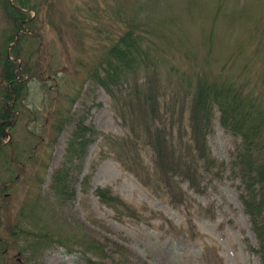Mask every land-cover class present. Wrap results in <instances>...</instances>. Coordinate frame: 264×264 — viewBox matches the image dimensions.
Masks as SVG:
<instances>
[{
    "label": "rangeland",
    "instance_id": "1",
    "mask_svg": "<svg viewBox=\"0 0 264 264\" xmlns=\"http://www.w3.org/2000/svg\"><path fill=\"white\" fill-rule=\"evenodd\" d=\"M33 1L34 8L25 10L35 23L24 28L29 36L20 44L23 55L11 56L20 62L14 73L23 76L26 88L18 103H7L15 104L17 122L2 137L8 147L0 158V189L5 190L0 238L7 239L8 244L2 242L9 250L0 264H73L72 248L108 264H261L251 251L257 242L240 199L242 184L231 172L240 137L223 128L215 108L206 144L216 163L207 168L202 160L195 162L197 190L174 176L184 196L172 201L154 181V151L140 134L132 93L146 81L154 84L159 112L149 125L164 131L184 155L192 145L188 105L197 78L231 80L264 109V0ZM124 14H139L146 30L154 29L143 33V44L150 46L148 58L155 65L139 68L109 91L90 73L102 72ZM10 33L0 8V51ZM25 65L30 76L21 72ZM82 118L95 132L87 134V146L73 159L74 193L63 200L51 188L52 175L63 165L74 124ZM111 140L136 157L141 178L119 160L121 148ZM14 153L23 163L18 173L19 166L9 164ZM96 187L110 188L143 218L102 203ZM28 201L64 244L55 240L42 250L30 249L38 230L32 218L20 216ZM98 245L100 252L94 250Z\"/></svg>",
    "mask_w": 264,
    "mask_h": 264
},
{
    "label": "trees",
    "instance_id": "2",
    "mask_svg": "<svg viewBox=\"0 0 264 264\" xmlns=\"http://www.w3.org/2000/svg\"><path fill=\"white\" fill-rule=\"evenodd\" d=\"M32 1L0 0V8L2 13L9 19L11 29L10 35H5V42L0 51L2 81L4 82L2 87H0V158L8 147V143L2 137L5 135V129L9 128L12 131L16 125L15 104L22 98L26 88L23 76L18 78L14 73L20 62L14 61L13 58L11 59L7 49L9 44L15 40V34L17 33L18 39L11 48L10 56L16 58L15 52L18 55H23L20 44L29 36L28 30H24V28H30L35 23V18L33 19L32 15L26 12L34 8L30 4ZM120 17H122L120 20L123 23V29L104 54L102 72L95 69L90 73V77L97 84L109 91H112V85L120 84L123 79L134 74L139 68L149 67L154 69L152 64L155 65L148 58L150 46H144L143 44V33H152L154 29H152V32L146 30V23L139 14H124L120 15ZM21 72L23 75L30 76L26 65L21 68ZM149 82L147 84L148 82L146 81L141 90L136 88L132 93V97L136 100L137 111L140 113V134L143 133L147 137L154 151V174L156 178L154 181L157 185L163 184L165 192L169 194L172 201L180 200L179 198L184 196V193L174 181V176L177 174L187 180L192 188L198 189L195 162L202 160L207 168L214 167L216 163L215 159L209 154L206 145V135L210 129L214 109L217 108L223 128L241 139L233 154L231 172L234 176L239 177L241 181L242 192L240 199L244 211L249 217L251 229L257 239V247H251V250L259 256L261 264H264V109L250 94L244 93L240 85L231 80H211L206 76L197 78V83L188 105L192 145L187 149L190 156L184 155L176 150L164 131L157 128L153 129L149 125L150 120L154 119L159 112L156 106V88L150 80ZM9 101H15V104L9 107L7 105ZM76 125V130L65 149L63 165L56 169L52 175L51 188L63 200L70 198L74 193L69 176L70 166L74 162L73 159L75 156L81 155L87 146V134L90 136L95 132L83 120ZM110 144L116 146L119 142L111 140ZM118 146L119 149L121 148L116 153L119 160L141 178L140 174L142 173L138 168L136 157H129L125 144H119ZM192 151L195 154L194 157L191 156ZM124 154L127 155V160L130 158L129 163L124 160ZM17 157H19V154L14 153L9 163L19 166L15 173L20 172L23 167V163ZM140 169L144 170L142 167ZM85 180H88V178ZM4 191L1 187L0 199L4 196ZM94 193L102 203L113 208L118 213L127 214L135 219L143 218V215L133 206L113 194L110 188L97 187ZM32 205L35 207L32 202L29 210L23 206L20 212L21 217L24 212L26 217L32 218L34 220L33 226L38 230V234L35 236L37 239L33 238V236L31 237L30 249L34 252L42 250L50 246L55 240L64 244L63 240L55 237L46 224L43 225L42 213L39 211L37 213L36 207L34 208ZM31 210L35 212L34 215L30 214ZM1 220L2 211L0 207V227ZM10 236L14 239L17 237L12 231ZM2 240L7 243L4 241L7 239L0 238V261L7 257L9 250V246L5 245ZM94 250L100 252L102 248L98 245ZM73 252V264H108L102 259L90 257L88 250L80 251L72 248L69 249L68 254Z\"/></svg>",
    "mask_w": 264,
    "mask_h": 264
},
{
    "label": "bare ground",
    "instance_id": "3",
    "mask_svg": "<svg viewBox=\"0 0 264 264\" xmlns=\"http://www.w3.org/2000/svg\"><path fill=\"white\" fill-rule=\"evenodd\" d=\"M81 120H83V121H84V119H83V118H82V119H80L79 121H81ZM79 121H78V122H79ZM78 122H77V123H78ZM84 122H85V121H84ZM77 123H75V124H74V129H73V131H72V133H71V136H72V134L74 133V131L76 130V127H77V125H76V124H77ZM0 200H1V199H0ZM24 206H25V207H26L28 210H29V208H31V207H30V202H29V201H28V202H26V203L24 204ZM30 214L34 215V214H35V212H33V211L31 210Z\"/></svg>",
    "mask_w": 264,
    "mask_h": 264
}]
</instances>
